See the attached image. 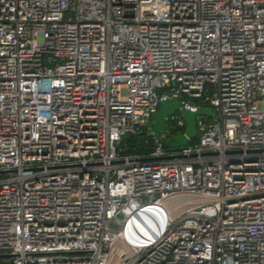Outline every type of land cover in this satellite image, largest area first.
Returning <instances> with one entry per match:
<instances>
[{
    "label": "built area",
    "instance_id": "2783aa9c",
    "mask_svg": "<svg viewBox=\"0 0 264 264\" xmlns=\"http://www.w3.org/2000/svg\"><path fill=\"white\" fill-rule=\"evenodd\" d=\"M0 264H264V0H0Z\"/></svg>",
    "mask_w": 264,
    "mask_h": 264
},
{
    "label": "water",
    "instance_id": "95a60500",
    "mask_svg": "<svg viewBox=\"0 0 264 264\" xmlns=\"http://www.w3.org/2000/svg\"><path fill=\"white\" fill-rule=\"evenodd\" d=\"M178 113L185 124V133L177 139H169L161 142V147L181 148L188 145L190 140L197 137L196 119L198 117H211L213 110L210 108L198 107L194 110L184 108L180 103L174 99L166 98L159 102L158 111L152 116L151 133L158 137L160 132L164 130L166 125V118ZM135 139L140 140V135H136Z\"/></svg>",
    "mask_w": 264,
    "mask_h": 264
},
{
    "label": "trees",
    "instance_id": "16d2710c",
    "mask_svg": "<svg viewBox=\"0 0 264 264\" xmlns=\"http://www.w3.org/2000/svg\"><path fill=\"white\" fill-rule=\"evenodd\" d=\"M136 146H137V144H136ZM137 150L140 152V151H141V148L139 147ZM130 151H131V150H130Z\"/></svg>",
    "mask_w": 264,
    "mask_h": 264
}]
</instances>
